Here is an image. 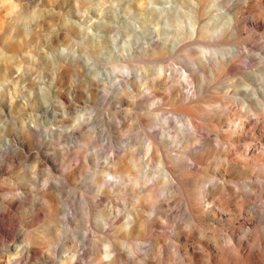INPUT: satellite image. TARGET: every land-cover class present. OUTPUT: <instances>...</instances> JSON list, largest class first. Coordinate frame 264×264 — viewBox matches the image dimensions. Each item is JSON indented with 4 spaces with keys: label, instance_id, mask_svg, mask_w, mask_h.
Masks as SVG:
<instances>
[{
    "label": "clouds",
    "instance_id": "clouds-1",
    "mask_svg": "<svg viewBox=\"0 0 264 264\" xmlns=\"http://www.w3.org/2000/svg\"><path fill=\"white\" fill-rule=\"evenodd\" d=\"M0 264H264V0H0Z\"/></svg>",
    "mask_w": 264,
    "mask_h": 264
}]
</instances>
